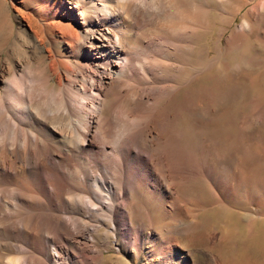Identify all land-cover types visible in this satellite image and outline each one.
<instances>
[{
  "label": "bare ground",
  "instance_id": "6f19581e",
  "mask_svg": "<svg viewBox=\"0 0 264 264\" xmlns=\"http://www.w3.org/2000/svg\"><path fill=\"white\" fill-rule=\"evenodd\" d=\"M64 1L41 0L40 14ZM70 1L67 17L44 23L47 31L32 22L35 36L3 22L0 11V264H190L201 247L223 264H264V216L254 213L244 225L243 215L236 223H199L205 205L196 188L206 178L211 196L259 207L264 171L257 165L245 183L235 176L241 163L202 162L189 139L231 114L233 101L242 162L245 130L264 124L263 107L245 118L242 75L247 64L260 67L264 0H251L225 42L236 19L218 13L226 25L214 48L224 58L215 62L205 49L201 68L199 32L216 21L207 0ZM234 47L242 48L231 64L225 57ZM102 226L116 247L98 240Z\"/></svg>",
  "mask_w": 264,
  "mask_h": 264
},
{
  "label": "rangeland",
  "instance_id": "374dc122",
  "mask_svg": "<svg viewBox=\"0 0 264 264\" xmlns=\"http://www.w3.org/2000/svg\"><path fill=\"white\" fill-rule=\"evenodd\" d=\"M40 1L41 0H0V11L2 10L1 11L2 15L5 14V16H3L2 21L3 22L5 21V23L7 22L6 24H8V25L9 24L12 25V27L14 29H16L17 31H21V30L25 31L26 30V31L30 32V34H33L35 36V32H34L33 28L31 27L32 22H35V23L37 22L42 27H44L45 31H47V29L49 28V25L45 26L44 23L51 22L53 20H57L60 16H62L61 15L62 12H65V11H67V9H70L71 5L73 4L72 1H70V0H68L66 2L64 1V3H61L62 5L59 3L60 7L58 10L56 9L57 7L55 8V10H57L55 13H54L55 10L52 13L53 8H51L48 12L49 14L46 17H44L43 15L40 14V12H42V9L39 10L40 7L42 6ZM207 1H208V3H210V5L212 7V9H211V14L213 15L212 19H214V17H215L216 21H215L214 25L212 26L213 28H211L210 30H203V31L199 32V44L200 45L198 44L197 53L198 54L201 53L200 54L201 57H197L198 60H195V63H198L199 68H201L203 66V64H205V62L207 61L206 57H204V55L202 54L203 50H205V49L211 48L212 49V51L210 52L211 55L217 56V59L215 58L213 61L217 62V60H218V55L220 54V52L217 49H215L214 47H217L216 43L219 40V35L223 31V26L226 25L217 16L218 13L220 15L221 11L225 9V10H227L229 15H231V16L235 15V19H236L227 27L226 31H224V33L222 35V38L225 42V39L227 38V36H229L234 30H237V28L240 29L242 27V24L245 21L244 20V14H245L246 10H248L254 4V1H251V0H229V1L224 2V3L217 2L216 0H207ZM245 1H247L246 4L240 9V12H238V8H239L238 6L241 5L242 3H244ZM257 2H259V0H257ZM218 8L220 11H218ZM30 10H32V11H30ZM28 13H34V14H32L33 19H35L34 21H30L29 19H27L26 14H28ZM233 13H234V15H232ZM66 15H67V13L65 12V15H63V16L67 17ZM41 16H42V19L39 20V18ZM35 27L37 28V24H35ZM262 27L264 29V24ZM24 28H25V30H24ZM263 29L261 30L262 31L261 35L264 38V30ZM254 31H255L254 29L248 30L249 36L251 35L250 37L254 36L253 35ZM6 33L8 34V32H6ZM8 47H9V45L6 44L5 49H7ZM231 49H233V52ZM231 49L227 52L225 58L229 62H231V64H233V61L235 62L236 57L240 54V49L236 48V47L231 48ZM234 51H235V53H234ZM262 52H263V50L260 52V58H259L260 59V62H259L260 67L258 68L257 71L254 70V66L249 67L248 64H247V66L245 65L246 68L244 70H242V72L245 71L244 73H242L244 80H246V81H244L245 86H246L245 91L249 92V93H246V103H245V106L243 109V112L246 114L245 118H247L253 114H256L258 111H260L262 109V107L264 108V68H263L264 57H262V56H264V52L263 53ZM230 53L235 54V56L233 54V56L235 57V58L233 57L234 60L232 58V60L230 61V59H231L230 57H232L230 55ZM202 56H203V58H202ZM220 57H221V55H219V58ZM223 58L224 57H221V59H223ZM195 68H196V66H194L193 70H195ZM258 71H259L260 78L258 76ZM253 73L256 74V76H258L257 86L253 85L250 82L251 77L254 75ZM246 77H247V79H246ZM251 85H252V87H251ZM255 87H257V88H255ZM260 88H262V91ZM259 94L260 95L262 94V95L259 96ZM247 95H249V96H247ZM252 99H253L254 103H253ZM227 107L231 111L230 112L231 114H229V115H228V113L226 115L220 114V116L218 118H216L219 123L215 119V121H214L215 123H213V122L209 123V125H207L205 129H203L202 126H204L206 123H204V122L201 123V121H200V123H198V128H202L203 131H202V129L201 130L199 129V135L197 133L196 136H194L193 138H189V139L196 141L195 147L197 149L195 151L198 153V156H199L198 159L202 162L204 160H206V157H207L209 160L211 159L210 161L214 162L217 166L220 165L219 167H225L226 166L225 164L228 162L227 167L231 166V167L237 168L238 165H240L239 163H241V165L244 166V172L245 173L244 172L242 174L239 173V174H236L235 176L237 179L240 178L241 181L243 179L245 181V183L249 184V183H251V181L253 179V175L251 177V174H253V171L256 169V167L258 168V166H259V168L262 171H264V124H262V126H261V124H257L258 126L255 125L254 127L245 130L244 136H243L244 142H242V144H243V148L245 146L246 147L242 151L243 157L241 160L242 162H240V159L238 156H239L241 148L238 147V145H237L239 139H238V129H237L238 124H236V119H238V115L241 114L240 113L241 111L237 110L234 112V109H233L234 108V102L233 101H231V104L229 103ZM219 110L221 111V109H219ZM219 110H218V113H219ZM237 112H239V113H237ZM221 115H223V116H221ZM231 115H233L235 118L233 116L231 117ZM222 118L224 119L223 121H222ZM208 127H209V129H208ZM257 127L259 129H257ZM261 127H263V128H261ZM253 129H255V131ZM200 134H201V136H200ZM205 134H206V137H205ZM246 135H248V137ZM197 136H198L199 140L197 139ZM210 136H211V138H210ZM212 138H213V140H212ZM217 140H218V142H217ZM197 142H198V144H197ZM239 148H240V150H239ZM215 158H217V159H215ZM203 179L207 183L205 181H202L201 178H200L201 181L200 180L196 181V188H197V190H199L201 192L202 203H203V206L205 205L203 208H201L198 211V220H201V221H199V223L205 222L206 224L208 223L207 225H212V226L220 225V224L226 222L227 220L228 221L231 220L230 222H232V220H233V223H236V221H239L238 220L239 215H241V216L243 215L241 217L242 222H240V223H242V225H244L243 221H244V223L249 222L251 216L254 213L255 214L256 213L262 214L264 216V205L256 207L248 199L235 200L236 201L235 202L233 199H230L227 197L221 198V197H217V196H215V197L211 196L210 191L208 190L209 189V181L206 178H203ZM222 202H224V204L221 206L220 204ZM152 203H153L152 204L153 207L156 209V204H155L156 202H152ZM224 206H225V208H224ZM227 206L229 207V209ZM218 207H219V210H218ZM220 208H221V212H220ZM137 214H139V213H135V216L133 214V217H135V219L137 221H141L142 218L140 217V215H137ZM157 215L158 214H156V216H155L157 218L156 222L162 223V220H161L162 218L159 215L158 216ZM235 219H237V220H235ZM209 223H211V224H209ZM214 223H215V225H214ZM161 230L164 231V228H162ZM96 235H97L98 240L101 241L102 243H109L113 247H116V244H115L114 239H113V233L106 226H102L98 230V232H96ZM168 241H169V242H167L168 246L172 245L171 247L178 248V249L184 248V249H182L184 251L187 250V247L184 244H183L184 246L181 244L180 245L181 248H179V246H178L179 244L176 243L174 240L169 239ZM230 247L232 248V246H230ZM195 251L196 252H194L192 254L193 256H190V258H189L190 264H223L217 257L214 256L213 251H211L212 253L210 252V249L208 247L207 248L201 247ZM105 253L106 254H109V253L114 254L115 251L113 252V250H105ZM209 257H212L213 259L211 260L212 262L207 263L209 260ZM107 260L108 259H103V261H102L103 263L102 262L101 263L102 264H119L118 261L112 260V262H111V260H108V261ZM213 261H214V263H213Z\"/></svg>",
  "mask_w": 264,
  "mask_h": 264
}]
</instances>
